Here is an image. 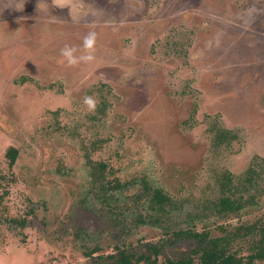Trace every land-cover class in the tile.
Wrapping results in <instances>:
<instances>
[{"label": "rangeland", "instance_id": "rangeland-1", "mask_svg": "<svg viewBox=\"0 0 264 264\" xmlns=\"http://www.w3.org/2000/svg\"><path fill=\"white\" fill-rule=\"evenodd\" d=\"M262 227L264 0H0V264H264Z\"/></svg>", "mask_w": 264, "mask_h": 264}, {"label": "trees", "instance_id": "trees-1", "mask_svg": "<svg viewBox=\"0 0 264 264\" xmlns=\"http://www.w3.org/2000/svg\"><path fill=\"white\" fill-rule=\"evenodd\" d=\"M7 153L10 162L14 161L16 151L11 148ZM156 196L159 198L164 197L160 191L156 192ZM220 202L221 209L232 210L234 208H238L237 204L234 206L232 205V201L229 197H224ZM260 234L261 238H258L257 242L255 243L256 247L254 252L251 253L250 259L257 258L264 260V227L261 228ZM221 240L225 241V245L229 242L228 239L215 237L210 239L208 247L206 246V248H196L194 250V252L201 250L199 263H193L192 258L185 257L176 260H167V264H241L240 258L238 259L235 254L227 253V251L224 250L225 245L220 246Z\"/></svg>", "mask_w": 264, "mask_h": 264}, {"label": "clouds", "instance_id": "clouds-1", "mask_svg": "<svg viewBox=\"0 0 264 264\" xmlns=\"http://www.w3.org/2000/svg\"><path fill=\"white\" fill-rule=\"evenodd\" d=\"M97 41V34L95 31H89L82 40L81 47L83 48V54L76 55L78 49L75 45L65 44L60 49V56L63 58L67 65L73 66L80 63H89L95 60V45ZM83 103L87 105L88 109L94 110L97 101L92 97L86 95L83 98Z\"/></svg>", "mask_w": 264, "mask_h": 264}]
</instances>
